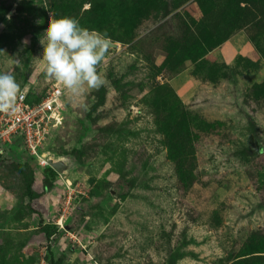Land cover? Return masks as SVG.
I'll return each mask as SVG.
<instances>
[{"label":"rangeland","instance_id":"rangeland-1","mask_svg":"<svg viewBox=\"0 0 264 264\" xmlns=\"http://www.w3.org/2000/svg\"><path fill=\"white\" fill-rule=\"evenodd\" d=\"M238 1L211 0L210 14ZM108 2L0 0V73L31 97L59 82L40 41L61 5L110 39L103 85L64 90L39 148L82 150L74 169L49 175L0 140V264H264V35L259 51L238 31L193 62L163 35L201 32L198 0L119 1L129 26L141 19L131 27L103 18Z\"/></svg>","mask_w":264,"mask_h":264},{"label":"clouds","instance_id":"clouds-1","mask_svg":"<svg viewBox=\"0 0 264 264\" xmlns=\"http://www.w3.org/2000/svg\"><path fill=\"white\" fill-rule=\"evenodd\" d=\"M44 35L46 44L43 40L40 43L49 79L61 82L65 92L72 96L103 85L99 66L110 47V39L106 33L82 27L73 17L55 18L50 14ZM16 63L18 66L21 63L19 56ZM20 92V85L13 74L0 73V113L17 112Z\"/></svg>","mask_w":264,"mask_h":264},{"label":"trees","instance_id":"trees-1","mask_svg":"<svg viewBox=\"0 0 264 264\" xmlns=\"http://www.w3.org/2000/svg\"><path fill=\"white\" fill-rule=\"evenodd\" d=\"M99 2L100 0H91V4L95 2ZM103 1H109L107 4H104V9L109 10L107 13L102 12V16L105 19V17H112L113 13L116 16L117 21L120 22V24L131 27V25H136L135 22L137 20H141L140 18H137L128 25V17L125 16L122 10L119 9L121 2L123 0H103ZM134 0H129V2ZM128 2V1H125ZM200 4V8L202 9V17H201V23L203 22L205 25V28L199 32H182L179 34V36L174 40L172 37H168L166 35H163V43L168 47V52H170V48L172 46H177L175 44V41H177L180 45L177 46L178 48H184L188 49L192 54H194L193 62H200L204 56L205 53L208 51H211L213 48L219 46L224 41H226L233 33L238 31H243L246 34L247 39L250 41V43L256 48L260 49L259 44L261 45V39L264 35V0H249L245 1L244 5H240V2H236L235 4H232V6H228L226 9H223L222 14H210V8L209 4L211 0L209 1L208 7H204V1L198 0ZM130 4V3H129ZM71 7H66L64 5H61L60 15H58V18L62 16L69 15L71 12ZM87 11V10H86ZM88 12V11H87ZM113 12V13H112ZM170 13V10H165L162 13V16H167ZM212 13V12H211ZM211 15V16H209ZM74 17H76L75 13L73 14ZM209 19V21H208ZM219 20L220 22L217 23V30L211 31L210 29L214 26L215 21ZM97 21L100 23L103 20L97 19ZM88 22V20H87ZM104 22V21H103ZM80 23V22H79ZM91 27L95 28V23H90ZM81 26H84L85 24L80 23ZM98 27V25H96ZM155 30H157L155 28ZM126 35H124V41H130L132 38V33L127 28L126 29ZM122 36V35H121ZM123 39V37H121ZM183 45V46H182ZM182 46V47H181ZM170 56L169 59L170 60ZM206 59H204V62ZM207 63V62H206ZM163 65H161L162 67ZM205 66V65H204ZM224 66L226 64L224 63ZM204 68V67H203ZM226 70L222 72V74H228L227 67ZM41 94L38 96L31 97V94H29L28 99L31 101H37L40 98ZM103 96L99 97V100L102 101ZM98 103V102H97ZM74 152L72 153L75 155L77 159H79V156L82 152L80 149H73ZM23 166V165H18ZM24 167V166H23ZM45 172L49 175H55V171L49 167L48 165L45 166ZM23 173V171H22ZM32 179V178H30ZM31 180L28 182L26 186L27 195L31 197L32 195V189L30 187ZM46 236H49V233H46Z\"/></svg>","mask_w":264,"mask_h":264},{"label":"built area","instance_id":"built-area-1","mask_svg":"<svg viewBox=\"0 0 264 264\" xmlns=\"http://www.w3.org/2000/svg\"><path fill=\"white\" fill-rule=\"evenodd\" d=\"M64 88L60 82L41 94L37 101L28 99L29 90L21 88L15 114L0 113V140L11 142L18 138L30 155L46 164V155L39 148L47 132L61 120V97Z\"/></svg>","mask_w":264,"mask_h":264},{"label":"water","instance_id":"water-1","mask_svg":"<svg viewBox=\"0 0 264 264\" xmlns=\"http://www.w3.org/2000/svg\"><path fill=\"white\" fill-rule=\"evenodd\" d=\"M46 163L56 173L64 174L74 169L79 164V159L74 154H50L46 157Z\"/></svg>","mask_w":264,"mask_h":264}]
</instances>
